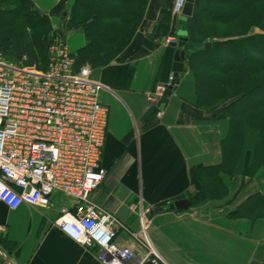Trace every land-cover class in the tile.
Returning a JSON list of instances; mask_svg holds the SVG:
<instances>
[{
    "label": "crops",
    "instance_id": "obj_1",
    "mask_svg": "<svg viewBox=\"0 0 264 264\" xmlns=\"http://www.w3.org/2000/svg\"><path fill=\"white\" fill-rule=\"evenodd\" d=\"M33 1L51 19V42L62 39L69 46L68 38L75 35L76 50L86 43L82 30L70 24L74 0ZM175 1L149 0L130 43L91 72L104 86L99 99L108 107L102 152L106 174L93 196L135 231L139 220L130 204L154 208L188 198L199 189L198 167L222 160L225 124L217 120L222 116L195 104L187 64L177 88L161 100L154 97L156 87L173 72L178 45L167 37L181 28ZM159 22L163 27L157 34ZM226 169L221 174L227 186L224 198L188 210L161 209L149 217L150 239L168 264H264V215H253L250 208L232 214L249 196L264 195V168L254 177ZM66 205L70 200L62 193L53 195L50 208L23 202L11 209L0 203V262L102 264L55 223ZM119 241L141 252L126 234H120Z\"/></svg>",
    "mask_w": 264,
    "mask_h": 264
},
{
    "label": "built area",
    "instance_id": "obj_2",
    "mask_svg": "<svg viewBox=\"0 0 264 264\" xmlns=\"http://www.w3.org/2000/svg\"><path fill=\"white\" fill-rule=\"evenodd\" d=\"M185 1L176 0L173 10L181 14ZM167 41L177 38L170 35ZM92 70L90 64L75 68L62 39L50 43L45 69L10 61L0 52V203L11 209L23 202L50 208L53 195L62 193L70 205L61 207L55 223L102 264H168L150 239L149 208L129 205L139 220L135 231L93 196L106 174L108 107L99 99L104 86L91 77ZM173 79L170 74L159 84L154 97L161 100ZM120 234L141 252L121 243Z\"/></svg>",
    "mask_w": 264,
    "mask_h": 264
},
{
    "label": "trees",
    "instance_id": "obj_3",
    "mask_svg": "<svg viewBox=\"0 0 264 264\" xmlns=\"http://www.w3.org/2000/svg\"><path fill=\"white\" fill-rule=\"evenodd\" d=\"M148 3L74 0L70 24L86 38L73 53L75 68L114 60L135 35ZM181 25L194 102L222 116L217 120L225 124L221 162L198 167L199 189L188 196L193 207H200L225 197L221 174L226 168L232 167V175L249 177L264 168V33H249L255 27L264 30V0H195L192 16ZM162 27L157 23V34ZM52 30L48 13L35 8L33 0H0V52L6 59L45 69ZM246 208L264 215V195L249 196L232 214Z\"/></svg>",
    "mask_w": 264,
    "mask_h": 264
},
{
    "label": "water",
    "instance_id": "obj_4",
    "mask_svg": "<svg viewBox=\"0 0 264 264\" xmlns=\"http://www.w3.org/2000/svg\"><path fill=\"white\" fill-rule=\"evenodd\" d=\"M194 3L195 0H186V3L184 5L182 14L183 16L181 19L187 20L188 17H191L193 14V8H194ZM178 35L180 36L179 40V47L175 51V56H174V63L172 66V70L175 76V80L172 83H176L174 86H170L166 93L170 94L173 90L177 88V84L179 83V75L185 71V50H184V44L187 40L186 38V30H179ZM210 47V43H206V48ZM192 206V201L189 198H181L173 201L172 203L169 204L170 209H176V210H188ZM162 207H154L151 209L150 214L156 213L160 211Z\"/></svg>",
    "mask_w": 264,
    "mask_h": 264
},
{
    "label": "rangeland",
    "instance_id": "obj_5",
    "mask_svg": "<svg viewBox=\"0 0 264 264\" xmlns=\"http://www.w3.org/2000/svg\"><path fill=\"white\" fill-rule=\"evenodd\" d=\"M174 14H175V16H177L178 23L181 25V22L183 21L181 19V15L178 12H175V11H174ZM249 33L250 34H252V33H264V30H261V29L255 27V28H252ZM68 44H69V47H70L71 51H75L76 50V48H77V41H76L75 35L73 37L71 36V37L68 38ZM246 177H248V176L246 175ZM164 207H168V204L167 205H164Z\"/></svg>",
    "mask_w": 264,
    "mask_h": 264
}]
</instances>
